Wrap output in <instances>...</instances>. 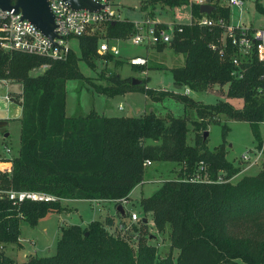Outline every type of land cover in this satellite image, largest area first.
<instances>
[{"label":"trees","instance_id":"1","mask_svg":"<svg viewBox=\"0 0 264 264\" xmlns=\"http://www.w3.org/2000/svg\"><path fill=\"white\" fill-rule=\"evenodd\" d=\"M222 1L226 0H206L214 7L206 15L229 22L230 9ZM157 4L170 8L186 5L192 16L200 15V5L192 0H152L150 8L142 0L141 9L148 14ZM254 7L264 13L259 1ZM105 26L104 38L110 42L127 39L135 32L134 22L126 19H114ZM221 31L218 26L175 24L170 42L157 45L159 50L166 46L184 55L183 66L170 69L175 87L211 93L227 85L225 98L243 102L242 109L235 110L227 101L203 105L171 94L185 108L194 110L197 120H189L188 116L161 118L155 111L140 117H104L94 109L88 115L67 117V83L88 80L79 62L93 65L99 57L98 31L78 37L80 55L72 50L66 60L53 61L0 48V82L23 86L21 148L11 161V171L3 168L8 160L0 161V192H42L64 201L102 200L119 206L116 201L129 200L132 190L142 184L146 161L151 165H181L180 179L162 182L156 192L139 202L141 211L151 215L155 231L168 235L171 249L178 251L175 259L171 254L159 256L157 248L148 243L144 223L135 246L129 234H111L109 229L116 221L127 225L128 212L124 216L116 212L85 228L62 227L54 256H32L16 263L4 249L11 244L21 247V223L26 221L34 227L49 214L62 212L64 206L61 201L14 204L3 196L0 264H264V169L232 184L240 169L226 159L223 145L209 151L200 139L208 124L222 116L228 121L248 123L257 146H262L258 126L264 122V68L253 52L242 60V78L232 77L235 48L226 42L222 55L211 48L212 44H220ZM112 57L111 52L104 55L108 60ZM43 65L49 66L45 72L31 74ZM133 68L141 73L146 70ZM103 79L106 84L93 85L98 94L114 97L138 91L155 98L154 91L146 88L148 81L132 86V78L122 79L114 73ZM189 121L197 131L193 145L187 144ZM227 130L223 126V138ZM200 163L211 182H189ZM219 176L223 177L222 183L216 182ZM137 230L131 226L130 231Z\"/></svg>","mask_w":264,"mask_h":264},{"label":"rangeland","instance_id":"2","mask_svg":"<svg viewBox=\"0 0 264 264\" xmlns=\"http://www.w3.org/2000/svg\"><path fill=\"white\" fill-rule=\"evenodd\" d=\"M255 1H259L264 7V0H242L240 8L229 7V21L233 24L240 22L251 25L254 28L263 26L264 13L255 9ZM110 2L120 19H126L134 23L144 21L145 17H150L152 22L159 21L171 25L178 22L187 23L190 20V9L186 5L170 8L157 4L152 9L153 12L149 11L147 14L145 10L141 9L142 0H110ZM143 2L147 7H152V0H143ZM222 4L226 5V1H222ZM94 28L101 35V44L105 40L106 26L96 24ZM69 44L72 50L80 55L79 39L73 38ZM116 44L120 50L118 57H112L111 60H108L98 52L99 57L94 60L93 65L83 61L79 62L81 73L89 81L85 80L81 83L78 80L68 81L66 98L68 116L72 117L78 113L88 115L94 109L99 115L105 114L109 117H140L150 111H155L156 115L161 118L167 115L176 118L188 116L189 120H197L195 111L185 108L174 96H185L203 105H215L219 101L218 96L214 93L189 91L186 94L185 88H175L170 69L183 66V54L176 53L166 46L159 50L157 46L150 49L144 45H134L130 42L129 37L117 40ZM135 55H142L148 61L144 67L146 70L142 73L128 64V59L135 57ZM112 73L119 75L122 79L135 78L141 82L148 81L146 88L154 91L155 98L150 99L138 91L127 92L114 97L98 94L93 85L106 84L103 78ZM31 74L33 76L39 75L38 72L33 71ZM221 91L217 88L215 90L216 93ZM224 91H226L225 88ZM163 92L170 95L161 97L160 94ZM228 102L233 109H242V100L229 99ZM216 121L219 123L216 124ZM223 126L228 129L224 138L222 136ZM188 128L187 144L193 145L196 142L197 131L190 124V121L188 122ZM7 130L9 133L8 138L0 133V161L8 160L11 163L19 155L21 148V121L10 120ZM258 131L262 141L261 147L257 146L248 123L228 121L221 116L208 124L206 140L203 141V136L200 138L209 151L222 144L226 159L233 166L240 169V172L231 180L232 184L243 177L254 176L264 169V122L258 126ZM7 150H10L11 153H8ZM244 155L249 156V161L242 159ZM257 156H259L258 160L254 163ZM3 168L9 169L10 166L5 163ZM180 169L181 165L176 163L153 162L151 166L145 168L142 184L132 190L129 196L130 201L124 206L127 212H135L140 218L147 219L145 233L148 234V243L157 248L160 257L171 254L175 259L178 251L171 249L166 233L162 234L155 231L151 215H145L141 211L139 202L141 199L149 198L156 192L162 182L180 179L178 175ZM63 205L62 212L49 214L34 227L23 221L19 240L21 247L19 244H11L6 246L4 252L16 263H24L32 256H54L57 252V243L62 227L78 225L85 228L92 222L103 221L109 214L116 215L115 208L117 207L105 201L93 203L88 200H77ZM127 224L129 223L127 222ZM136 228L139 229L138 232L143 233L144 230L139 227V224ZM112 230H109L111 234H113ZM135 244V242H131V245L135 246Z\"/></svg>","mask_w":264,"mask_h":264},{"label":"built area","instance_id":"3","mask_svg":"<svg viewBox=\"0 0 264 264\" xmlns=\"http://www.w3.org/2000/svg\"><path fill=\"white\" fill-rule=\"evenodd\" d=\"M106 6L100 11H90L87 9H74L67 2L63 0H48L50 9L55 17L57 36L52 39L45 34L40 28L27 19L22 18L21 13H16L15 9H1L0 8V48L5 52L18 51L30 55H36V57H43L53 61L66 60L68 55L72 51L70 46V40L78 38L90 31H95L94 26L96 24H106L111 20L120 19L119 15L112 8L110 0H98ZM194 3L200 5L205 4L206 0H192ZM242 0H226L227 7L235 6L240 8ZM164 24V27H160ZM175 24H197L199 26H218L222 29L220 34V44H212V49H217L220 55L224 54L226 42L235 48V53L231 57V63L234 67V71L231 73L235 79H241L244 69L242 68V60L246 59L254 52L258 62H260L264 68V25L259 28H252L246 26L243 23L233 24L230 21L226 22L223 18H211L205 13H200L199 16H192L190 14V20L187 23H175ZM174 24V25H175ZM174 25L169 23H161L159 21L152 22L150 17H145L142 22H135V32L129 37V40L134 45L144 46H157L160 44H167L172 39L174 34ZM117 40L110 42L105 38L101 44H99L98 52L101 55L112 53L113 57H118L120 50L116 44ZM148 61L141 55H135V57L128 59V64L131 67H145ZM49 68L48 65L36 68L33 72L42 74ZM264 77V76H263ZM10 81H1L0 85H4L8 88L13 85ZM189 89L185 88V93H189ZM15 98L19 103L23 104L22 96L13 94H7L6 100L11 101ZM121 108V107H120ZM122 109V108H121ZM11 153L10 150H7ZM260 156V154H259ZM255 161L258 160V157ZM243 160L249 161V156L244 155ZM145 167L151 166L150 161H146ZM205 166L200 163L198 172L189 179V182L194 183H209L211 182L205 173ZM233 179V178H232ZM223 177L217 178L218 183H222ZM6 196L14 204L22 203L25 201H31L36 203H48L61 201L63 204L66 200L60 198L33 191H11L0 192V198ZM93 203L103 202L102 200L91 201ZM119 205L124 206L129 203L126 199L116 201ZM126 214V211H125ZM127 222L129 224L123 225L118 223L112 230L113 234H119L121 237L126 235L131 236V242H135L138 239L139 232L130 231L131 226H141L143 219L140 218L135 212H128ZM131 232V233H129Z\"/></svg>","mask_w":264,"mask_h":264},{"label":"water","instance_id":"4","mask_svg":"<svg viewBox=\"0 0 264 264\" xmlns=\"http://www.w3.org/2000/svg\"><path fill=\"white\" fill-rule=\"evenodd\" d=\"M67 2L74 9H87L90 11H100L106 4L99 2L98 0H63ZM1 9H15L16 13H21L23 19H27L40 28L45 34L54 39L57 36L55 31L56 23L55 17L52 13L48 0H0ZM214 9L210 4H200V13L209 14ZM132 86L141 84V81L132 78ZM179 89L178 87H175ZM13 94L17 96L23 95V86L21 84H13L6 88L4 85H0V133L5 137H9L7 130L8 122L14 120L16 109L22 107L15 98L11 101L6 100L7 94ZM151 112V111H150ZM208 133H203V141L206 140ZM116 212L120 213V216L125 215L123 206L116 207ZM146 223V220H142Z\"/></svg>","mask_w":264,"mask_h":264},{"label":"crops","instance_id":"5","mask_svg":"<svg viewBox=\"0 0 264 264\" xmlns=\"http://www.w3.org/2000/svg\"><path fill=\"white\" fill-rule=\"evenodd\" d=\"M246 26H250V27H252V28H254L253 26H251V25H246ZM155 48V46H149V47H147V48ZM141 57H142V55H141ZM227 85L226 86H224L223 88H222V91L219 93V94H217L216 92H215V90H213L211 93H214L216 96H218V100H222V101H227L228 102V100L225 98V93H226V91H227ZM224 88L226 89V91H224ZM177 89V88H176ZM229 103V102H228ZM66 109H67V106H66ZM66 115H67V117H71V116H68V114H67V112H66ZM101 116H104V117H109V116H106L105 114H100ZM21 116H22V107H19L18 109H16V112H15V118H14V120H20L21 119ZM6 165H9L10 166V168L8 169L9 171H11V169H12V163H10V162H6ZM139 186V185H138ZM75 201H77V200H67L64 204H67V203H70V202H75ZM128 201H130V199L128 200ZM114 205V204H113ZM64 206V205H63ZM115 210H116V208H115ZM124 210H125V208H124ZM126 211V210H125ZM127 212V211H126ZM110 216H112V215H114V214H109ZM108 215V216H109ZM118 224V222H115V225H117ZM114 228H115V226H114ZM113 228V229H114ZM110 230V229H109ZM112 230V229H111Z\"/></svg>","mask_w":264,"mask_h":264}]
</instances>
